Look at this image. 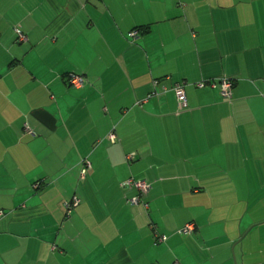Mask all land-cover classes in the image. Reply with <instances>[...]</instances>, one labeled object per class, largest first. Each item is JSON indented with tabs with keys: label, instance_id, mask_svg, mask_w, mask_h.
<instances>
[{
	"label": "crops",
	"instance_id": "crops-1",
	"mask_svg": "<svg viewBox=\"0 0 264 264\" xmlns=\"http://www.w3.org/2000/svg\"><path fill=\"white\" fill-rule=\"evenodd\" d=\"M174 262L264 264V0H0V264Z\"/></svg>",
	"mask_w": 264,
	"mask_h": 264
},
{
	"label": "built area",
	"instance_id": "built-area-1",
	"mask_svg": "<svg viewBox=\"0 0 264 264\" xmlns=\"http://www.w3.org/2000/svg\"><path fill=\"white\" fill-rule=\"evenodd\" d=\"M15 33H16V39L18 41L24 39L23 35L19 32V30H15ZM136 33H137V30L131 29L130 31L127 32L126 35L128 38H133L136 36ZM66 80H67L68 84L70 86H73V87H78L83 83L82 76L79 74H75V73L67 74ZM156 83H157L156 80L152 81L153 86ZM204 85H207L210 87H214L215 85H218L221 98L224 100L230 99V90H231V85H232V82L230 79H228L226 77H220V78H216V79H209L206 81L199 80V81L194 83V86L197 88H201ZM160 89H161V91L164 92L167 90V87L161 86ZM170 90L173 92V95L175 97V101L178 104V106L180 108H184L186 106V103H185V95H184V91H183V83L182 82L173 83L170 86ZM106 137L109 141L112 142L115 139V134L113 131H110L107 133ZM125 158L131 159V156L126 155ZM79 163H80V167L78 170V176H79V178L82 179L84 177L86 171L90 167V162L87 158H82V159H80ZM38 185H39L38 182H34L32 184V187L36 188V187H38ZM119 186L122 188H131L134 190V194L129 196L128 198H126L125 202L129 205H136L138 203H141V195L145 191L148 190L149 183H147L143 179H133L131 177H128V178L122 180L119 183ZM78 201L79 200H78L77 196H75V195H72L68 200L62 201L61 205L63 207L64 214L68 215L69 212L71 211V209L77 205ZM143 205L146 206V204H143ZM193 228H194V224L192 222H188V223L184 224L182 228L178 229L177 232L178 233L189 232V231H192ZM153 236H154L155 242H162L165 239L164 235L156 233L155 230L153 231ZM173 264H175V262Z\"/></svg>",
	"mask_w": 264,
	"mask_h": 264
},
{
	"label": "trees",
	"instance_id": "trees-1",
	"mask_svg": "<svg viewBox=\"0 0 264 264\" xmlns=\"http://www.w3.org/2000/svg\"><path fill=\"white\" fill-rule=\"evenodd\" d=\"M133 29H135V30H137V28H133ZM232 86V85H231ZM197 88V87H196ZM227 101V100H226Z\"/></svg>",
	"mask_w": 264,
	"mask_h": 264
}]
</instances>
